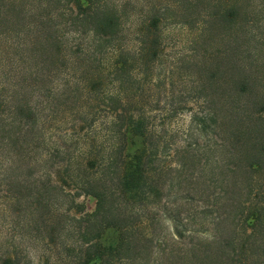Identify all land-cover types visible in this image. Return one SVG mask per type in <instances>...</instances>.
I'll use <instances>...</instances> for the list:
<instances>
[{
    "label": "trees",
    "instance_id": "16d2710c",
    "mask_svg": "<svg viewBox=\"0 0 264 264\" xmlns=\"http://www.w3.org/2000/svg\"><path fill=\"white\" fill-rule=\"evenodd\" d=\"M251 2L0 0L1 209L34 231L42 264H146L163 220L180 238L239 228L243 248L264 244L251 45L264 4ZM171 26L194 33L167 59ZM22 252L7 247L0 264Z\"/></svg>",
    "mask_w": 264,
    "mask_h": 264
},
{
    "label": "rangeland",
    "instance_id": "374dc122",
    "mask_svg": "<svg viewBox=\"0 0 264 264\" xmlns=\"http://www.w3.org/2000/svg\"><path fill=\"white\" fill-rule=\"evenodd\" d=\"M251 1L252 8L256 11L262 10L264 0ZM260 13L264 14V10ZM258 20L253 26V31L257 36L264 38L263 16L259 15ZM193 33L192 30L181 26H171L167 29V59L178 53H188L192 49L190 39L193 37ZM251 45L255 47L254 51L257 55V73L264 76V41H251ZM182 86L186 90H191V84L188 80ZM180 119H183L185 123L188 114L185 113ZM77 200L86 202L89 209L94 206V203L87 197L80 196ZM2 203L3 199L0 198V254L2 255L7 247L18 245L23 254L24 252L29 253L28 257L22 256L24 264H42L38 258L41 248L37 238L33 235L34 231L28 227L20 228L15 225V219H19L18 214L14 210L10 213L3 211L1 209ZM161 223V227L157 226V231L161 232L163 241L157 242L155 246L160 254L156 255V259H154V255L146 253L143 258L146 264H201L198 257L204 253V250L212 258L210 261L207 260L205 264H264V244L260 235L249 239L259 238L261 246H251L252 241L248 239L243 248L244 237L239 228L235 229L233 233L227 230L222 238L218 236L217 239H213L211 233H200L196 236L185 234L184 237L180 238L173 234L171 221L163 220ZM230 226H232V222L227 221L228 229ZM230 236H234L236 248L226 243ZM162 251H166V253L163 254Z\"/></svg>",
    "mask_w": 264,
    "mask_h": 264
}]
</instances>
